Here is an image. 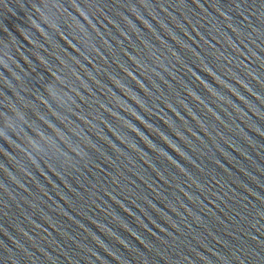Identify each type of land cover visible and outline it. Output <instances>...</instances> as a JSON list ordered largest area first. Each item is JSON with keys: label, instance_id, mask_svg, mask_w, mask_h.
I'll return each instance as SVG.
<instances>
[{"label": "water", "instance_id": "obj_1", "mask_svg": "<svg viewBox=\"0 0 264 264\" xmlns=\"http://www.w3.org/2000/svg\"><path fill=\"white\" fill-rule=\"evenodd\" d=\"M0 264H264V0H0Z\"/></svg>", "mask_w": 264, "mask_h": 264}]
</instances>
